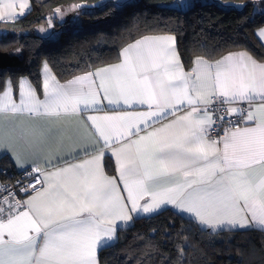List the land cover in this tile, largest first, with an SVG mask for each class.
<instances>
[{"label": "snow or ice", "instance_id": "1", "mask_svg": "<svg viewBox=\"0 0 264 264\" xmlns=\"http://www.w3.org/2000/svg\"><path fill=\"white\" fill-rule=\"evenodd\" d=\"M32 7L0 0V22ZM254 34L264 47V22ZM41 75L0 81V149L27 180L0 192V264H99L118 222L168 206L205 230L264 231V60L241 48L185 64L158 34L70 79L46 60Z\"/></svg>", "mask_w": 264, "mask_h": 264}, {"label": "trees", "instance_id": "2", "mask_svg": "<svg viewBox=\"0 0 264 264\" xmlns=\"http://www.w3.org/2000/svg\"><path fill=\"white\" fill-rule=\"evenodd\" d=\"M99 0H31L32 10L15 22H0L7 32L0 36V50L20 59L0 68L5 75L29 76L40 83L41 63L47 61L54 74L65 80L88 68L116 62L121 47L134 39L155 33H171L185 64L196 55L210 58L228 50L245 49L264 60V47L254 31L264 22V10L253 13L254 0H222L247 4L243 9L223 8L212 1L180 7V0H134L108 2L82 12L79 20L60 29L55 38L38 35L54 8ZM6 170V173H2ZM18 172L0 158V176ZM141 216L118 228L112 245L98 252L99 264H264V232L200 228L174 211Z\"/></svg>", "mask_w": 264, "mask_h": 264}, {"label": "rangeland", "instance_id": "3", "mask_svg": "<svg viewBox=\"0 0 264 264\" xmlns=\"http://www.w3.org/2000/svg\"><path fill=\"white\" fill-rule=\"evenodd\" d=\"M126 1H134V0H99V1L94 2V3H77V4H82V5H88L89 7H85L83 9L79 10V14L78 15L76 13H66L65 17L63 18V20H61L59 17H55L52 20L51 26L48 24V19H47L45 24L38 25L36 27V33L38 35L47 36V37H50V38H55L58 35L60 29L68 28L71 25L75 24L79 20L80 14L82 12L91 10L94 7L103 6L104 4H106L108 2L121 4V3L126 2ZM207 1H212V2L216 3L217 5H219V6L223 7V8L234 7V5H242L241 3H234V2L222 1V0H186V3L184 5L180 4V7L181 8H187L189 6H192V5H195V4L204 3V2H207ZM69 5H73V4L61 5V6H58V7H66V6H69ZM234 8H237V7H234ZM237 9H240V8H237ZM263 10L264 9H262V7H261L260 0H256L254 2V4H253V10H252L253 13H259V12H261ZM53 11L54 10H52L51 13ZM48 18H49V16H48ZM40 27H44L47 30L48 34L45 35V34L40 33L38 31V29ZM6 32H7V30L1 28L0 29V36L5 34Z\"/></svg>", "mask_w": 264, "mask_h": 264}, {"label": "crops", "instance_id": "4", "mask_svg": "<svg viewBox=\"0 0 264 264\" xmlns=\"http://www.w3.org/2000/svg\"><path fill=\"white\" fill-rule=\"evenodd\" d=\"M256 0H254V2H255ZM258 28V27H257ZM256 28V29H257ZM255 29V30H256ZM254 33H255V31H254ZM158 34H171V33H155V34H145V35H158ZM171 35H173V34H171ZM142 36H144V35H142ZM174 36V35H173ZM256 36V35H255ZM141 37V36H140ZM140 37H138V38H136V39H139ZM256 38H257V36H256ZM135 40V39H134ZM133 40V41H134ZM133 41H131V42H133ZM260 43H261V41L260 40H258ZM131 42H129V43H131ZM128 44V43H127ZM124 46H126V44L124 45ZM123 46V47H124ZM122 48V47H121ZM121 50V49H120ZM238 50V49H237ZM176 51H177V48H176ZM177 54H178V52H177ZM249 54L250 55H252L250 52H249ZM179 56V55H178ZM196 56H201V55H196ZM196 56H194V57H196ZM253 56V55H252ZM193 57V58H194ZM254 57V56H253ZM255 58V57H254ZM256 59V58H255ZM258 60V59H257ZM258 61H261V60H258ZM106 65V64H105ZM101 66H104V65H101ZM98 67H100V66H98ZM41 68H42V63H41ZM54 73V72H53ZM82 73V72H81ZM81 73H78V74H81ZM70 78H72V76L71 77H69V78H67V79H70ZM66 80V79H65ZM61 81H63V80H61ZM40 84H42V75H41V69H40ZM41 98H42V89H41ZM0 158L2 159V158H5L6 160H8L10 163H11V165H12V168H13V170L14 171H16V172H20L21 170L17 167V165L14 163V161H13V158L11 157V155L10 154H8V152H6L5 150H3V149H0ZM168 208H170L171 209V206H168ZM185 218H188L186 215L184 216ZM188 219H190V218H188ZM118 224L120 225V227L119 228H125V227H128L129 225H131L132 224V222L129 224V225H124V224H122L121 222H118ZM200 227V226H199ZM201 228V227H200ZM252 228H255V229H258V230H260L259 228H257V227H247V228H244V229H241V228H236V229H231V230H247V229H252ZM222 230H229V229H222ZM221 229H218L217 231H222ZM211 231V230H210ZM217 231H215V232H217ZM262 231V230H261ZM264 232V231H263ZM116 239H117V236H116V238H115V241H116ZM115 241L114 242H112V243H110V245H112L113 243H115ZM106 247V246H105ZM100 250V249H99ZM99 250H98V252H99Z\"/></svg>", "mask_w": 264, "mask_h": 264}, {"label": "built area", "instance_id": "5", "mask_svg": "<svg viewBox=\"0 0 264 264\" xmlns=\"http://www.w3.org/2000/svg\"><path fill=\"white\" fill-rule=\"evenodd\" d=\"M2 173H6V170H2ZM17 181H21V187L23 183H27L25 179V173L23 171L18 172V174L12 178H5L0 176V192L3 191L4 186L15 188Z\"/></svg>", "mask_w": 264, "mask_h": 264}, {"label": "water", "instance_id": "6", "mask_svg": "<svg viewBox=\"0 0 264 264\" xmlns=\"http://www.w3.org/2000/svg\"><path fill=\"white\" fill-rule=\"evenodd\" d=\"M19 59V55H9L8 53L0 50V68L14 65Z\"/></svg>", "mask_w": 264, "mask_h": 264}]
</instances>
